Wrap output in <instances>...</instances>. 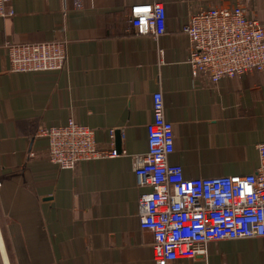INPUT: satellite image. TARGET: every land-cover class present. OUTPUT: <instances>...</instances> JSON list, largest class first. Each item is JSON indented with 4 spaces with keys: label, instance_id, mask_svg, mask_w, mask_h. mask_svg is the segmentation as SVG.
Returning <instances> with one entry per match:
<instances>
[{
    "label": "crops",
    "instance_id": "0c3cea01",
    "mask_svg": "<svg viewBox=\"0 0 264 264\" xmlns=\"http://www.w3.org/2000/svg\"><path fill=\"white\" fill-rule=\"evenodd\" d=\"M161 1L166 31L139 33L132 6ZM235 0H12L0 18V264H155L153 236L142 226L134 170L147 149L151 94L160 90L174 134L168 163L184 177L248 174L264 143V70L195 79L182 32L200 5ZM264 24V0H242ZM54 34L66 41L65 65L9 71L7 42ZM69 118L93 128L117 156L83 160L74 170L41 155L40 125ZM31 152L36 155L31 156ZM264 264V236L208 243L186 264Z\"/></svg>",
    "mask_w": 264,
    "mask_h": 264
},
{
    "label": "built area",
    "instance_id": "2783aa9c",
    "mask_svg": "<svg viewBox=\"0 0 264 264\" xmlns=\"http://www.w3.org/2000/svg\"><path fill=\"white\" fill-rule=\"evenodd\" d=\"M11 1L0 0V18L15 14ZM132 17L139 33L157 38L166 31L161 1L132 6ZM182 32L188 38L187 64L195 79L213 86L222 77L264 70V24L248 16L242 0L230 6L200 5ZM2 47L11 72L60 69L67 59L66 41L54 34ZM151 102L147 149L134 175L138 186L150 187L140 195L138 210L142 226L153 236L155 264H186L199 256L205 258L212 241L264 236V143L258 144L259 164L251 173L186 178L179 165L168 163L174 134L165 118L160 90L151 94ZM36 134L48 140L41 156L67 170H74L83 160L119 154L113 142L109 148L98 147L93 128L73 118L64 124L40 125ZM200 264L208 262L204 259Z\"/></svg>",
    "mask_w": 264,
    "mask_h": 264
}]
</instances>
